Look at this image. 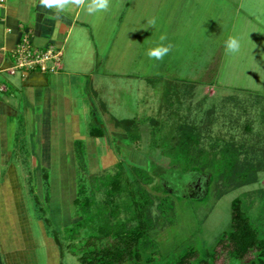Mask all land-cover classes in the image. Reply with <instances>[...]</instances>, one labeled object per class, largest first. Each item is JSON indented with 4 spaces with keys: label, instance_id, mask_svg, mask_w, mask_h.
Here are the masks:
<instances>
[{
    "label": "crops",
    "instance_id": "1",
    "mask_svg": "<svg viewBox=\"0 0 264 264\" xmlns=\"http://www.w3.org/2000/svg\"><path fill=\"white\" fill-rule=\"evenodd\" d=\"M92 2L80 0L63 12L42 8L40 0L0 2V227H7L8 183L24 180L23 166L37 165L40 149H72L82 140L76 136L84 100L102 128L97 119L111 109L106 101L114 92L104 82L112 75L104 71L114 70L105 67L111 54H133L126 69L147 74L120 76L145 77L147 87L163 74L158 80L167 82L173 70L169 81L176 84L264 98V0H109L108 10L89 14ZM25 33L35 48L62 52L55 74L8 72ZM231 38L240 50L228 55ZM160 46L170 47L162 60L144 59Z\"/></svg>",
    "mask_w": 264,
    "mask_h": 264
},
{
    "label": "rangeland",
    "instance_id": "2",
    "mask_svg": "<svg viewBox=\"0 0 264 264\" xmlns=\"http://www.w3.org/2000/svg\"><path fill=\"white\" fill-rule=\"evenodd\" d=\"M135 38L138 43L139 37ZM97 57L100 62L102 55ZM143 57L146 59L148 55ZM129 58L133 61V54L114 53L109 55L105 65L114 69L104 71L108 75L112 72L104 81L107 79L109 88L111 85L114 88L106 101H111V109L105 107L106 115L97 119L105 130V137L90 132L95 119L89 111V103L84 100L79 112L80 135H75L82 140L75 141L72 149H40L39 163L23 166L24 180L8 183L7 227H0V264H79L60 240L64 227L81 220L74 203L77 198L83 202L89 198L103 201L104 196L98 189L100 180L115 175L119 167L129 176L128 165L140 167L153 177L150 185L141 186L155 200L149 210L152 219L158 216V199L168 195L174 200L172 224L148 234L159 247L162 259L159 264H174L189 247H194L205 258L222 234L230 231L231 204L237 198L264 238V98H247L239 91L232 92L218 85L176 84L169 81L175 80L171 78L173 70L168 71L167 82L159 81L166 78L163 74L147 87L145 77L120 76L121 73L147 74L141 68L126 69ZM113 119L139 122L142 153L130 147L125 132L113 127ZM149 119L170 121L161 129L162 135L168 134L172 125L181 119L197 130L207 147L214 143H232L241 148V161L250 160L262 169L256 183L230 190L217 199L219 189L208 171L194 169L186 175L174 171L157 174L145 157ZM11 189L15 193L21 190V194L10 197ZM90 231V227L82 230L79 238Z\"/></svg>",
    "mask_w": 264,
    "mask_h": 264
},
{
    "label": "trees",
    "instance_id": "3",
    "mask_svg": "<svg viewBox=\"0 0 264 264\" xmlns=\"http://www.w3.org/2000/svg\"><path fill=\"white\" fill-rule=\"evenodd\" d=\"M148 121L149 144L145 157L157 174L208 171L219 189L217 199L230 190L256 183L262 169L250 160L241 161V148L232 143H214L207 147L197 130L181 119L166 135L161 134V129L170 121ZM113 127L122 129L130 147L142 153V135L136 119H113ZM92 133L101 137L106 134L96 126ZM127 169L129 176L119 167L115 175L100 180L98 189L104 196L103 201L95 202L92 198L75 201L81 220L64 227L60 240L79 264H159L162 261L158 245L148 234L172 224L174 200L168 195L158 199V216L152 219L149 210L155 200L141 186L150 185L153 177L137 166L128 165ZM230 211V231L222 234L205 258L189 247L174 264H264V238L239 198L232 202ZM89 227L91 231L79 238L81 231Z\"/></svg>",
    "mask_w": 264,
    "mask_h": 264
},
{
    "label": "built area",
    "instance_id": "4",
    "mask_svg": "<svg viewBox=\"0 0 264 264\" xmlns=\"http://www.w3.org/2000/svg\"><path fill=\"white\" fill-rule=\"evenodd\" d=\"M61 59L62 52L60 50L54 47L39 50L33 46L29 34L25 33L13 52V65L8 72L10 74L14 72H38L43 75L55 74L59 69Z\"/></svg>",
    "mask_w": 264,
    "mask_h": 264
},
{
    "label": "clouds",
    "instance_id": "5",
    "mask_svg": "<svg viewBox=\"0 0 264 264\" xmlns=\"http://www.w3.org/2000/svg\"><path fill=\"white\" fill-rule=\"evenodd\" d=\"M80 0H40V6L46 9H54L58 12H63L69 9L73 3L79 4ZM109 8V0H93L87 7L86 11L93 14L100 11H106ZM240 50V42L237 38H231L226 44V54L231 55L238 53ZM170 47L160 46L148 52L150 58L162 60L168 55Z\"/></svg>",
    "mask_w": 264,
    "mask_h": 264
}]
</instances>
